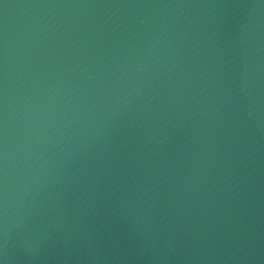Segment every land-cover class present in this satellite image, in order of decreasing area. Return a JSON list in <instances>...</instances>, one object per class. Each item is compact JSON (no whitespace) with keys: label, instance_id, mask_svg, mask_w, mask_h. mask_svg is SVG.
Wrapping results in <instances>:
<instances>
[{"label":"water","instance_id":"1","mask_svg":"<svg viewBox=\"0 0 264 264\" xmlns=\"http://www.w3.org/2000/svg\"><path fill=\"white\" fill-rule=\"evenodd\" d=\"M0 264H264V0H0Z\"/></svg>","mask_w":264,"mask_h":264}]
</instances>
